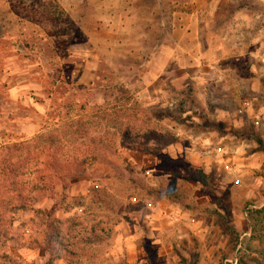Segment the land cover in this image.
<instances>
[{
    "label": "rangeland",
    "instance_id": "obj_1",
    "mask_svg": "<svg viewBox=\"0 0 264 264\" xmlns=\"http://www.w3.org/2000/svg\"><path fill=\"white\" fill-rule=\"evenodd\" d=\"M234 20L243 24L238 32ZM222 45L248 52L241 61L224 58L242 77L238 84L234 80L235 90H226L234 97L224 107L245 111V103H253L242 132L234 130L246 142L247 155L264 163V0H0V162L12 157L21 167L9 179L5 162L0 163V262L18 264L20 256L44 255L50 264L58 257L66 264H88L91 257L115 250L120 218L114 213L133 209L135 196L152 204L160 199L148 174L156 157L171 166L179 183L200 177L187 162L189 153L162 152L156 144L189 145L183 132L198 129L183 116L187 101L201 94L223 101L222 89L189 83L183 88L181 81L171 106L151 107L125 82L147 77L153 65L173 62L181 72L195 70ZM175 129L180 135H173ZM215 129L223 133L220 126ZM198 148L193 159L208 157ZM92 157L95 164L78 168ZM108 160L112 163L104 167L101 162ZM53 161L67 170L55 174L47 166ZM254 177L264 181V172ZM13 181L16 187L10 186ZM258 185L239 195L232 185L212 182L210 196L218 208L246 212L253 238L262 239L264 188ZM19 196L26 207L14 202ZM106 210L112 215L103 216ZM147 245L148 257H155ZM115 251L125 262L128 251ZM189 251L179 243L174 258L199 254V249ZM239 251L242 262L264 264L261 241ZM233 254L228 244L217 257Z\"/></svg>",
    "mask_w": 264,
    "mask_h": 264
},
{
    "label": "crops",
    "instance_id": "obj_2",
    "mask_svg": "<svg viewBox=\"0 0 264 264\" xmlns=\"http://www.w3.org/2000/svg\"><path fill=\"white\" fill-rule=\"evenodd\" d=\"M233 24L235 26L233 32H238L243 26L238 20H234ZM236 50L234 47L228 48L226 45H222L217 49L212 60L195 70L184 68L181 72L173 62L166 66L153 65L147 77L138 76L134 83L125 82V87L145 106H171V98L176 92L177 83L181 81L183 88H186L188 83L197 85L196 88L209 91L220 88L223 93L220 94L223 96V101L220 99L217 101L202 94L201 98H190L191 100L187 101V112L183 116L187 117L189 123L198 131L186 129L183 133L186 135L187 141H191V143L189 145L180 144L182 146L180 149L177 148V141L174 146L173 143L167 147L156 144V147L162 152L173 150L177 153L178 151L189 153L187 162L191 165L193 174L197 172L200 177H183L179 183L175 177L177 174L171 169V166L163 165L160 158L156 157V166L148 171V174L158 189L160 199L157 203L152 204L142 202L135 196L131 200V203L135 205L133 209L126 212L118 211L119 214L114 213L120 218L115 226L117 237L114 249L128 251L125 262H121L116 251L109 248V253L91 257L88 264H254L251 260L242 262L236 254L240 252V249H245L249 242L257 244L261 241L262 247H264V237L262 239L253 238L254 232L250 225V216L246 212L240 209L228 211L218 208L214 205L215 198L210 196L212 182L213 185H232L239 195L242 191L248 193L249 190H244L245 187L247 189L254 188L257 183L258 186L264 188V181H259L254 177L258 171L264 172V163L256 162L253 155H247L246 142L235 135V133L238 135L242 132L245 116L253 113V103L247 101L249 107L245 111L224 107L227 102L232 103L234 97L232 95L234 93H231L232 89L235 90L239 81H242L239 70L235 68L237 66L227 65L224 58L238 57L235 61H241L242 57L248 55V52L245 53L244 50L242 52ZM159 53L160 50L155 51L154 55ZM251 69L255 71L253 66ZM230 81H232L231 86ZM229 88L231 94L226 91ZM149 92L150 99L146 97ZM164 95H167L168 99H163ZM260 114L264 115V112H260ZM157 121L160 122L159 119ZM257 123L259 124L256 122L255 125ZM216 125L222 128L223 133L215 129ZM234 129L240 130L237 133ZM175 133L180 135L176 129L173 135H176ZM243 137L245 138V136ZM198 145L203 151L209 149L211 155L200 161L193 159L191 154L196 151L195 147L198 148ZM208 188L210 189L208 190ZM257 190L259 191V188ZM218 196L221 197V195ZM240 197L242 198V196ZM111 215L112 210L103 212L105 217ZM210 217L217 218L212 220L209 219ZM224 221L226 222L224 223ZM179 243L189 247V254L192 253L191 249L193 248L195 251L199 249V254L195 255L194 259L180 257L179 260H176L174 250ZM146 244H148L147 246L151 245L156 253L155 257H148ZM228 244L235 250L234 256L217 257ZM93 247L96 248V245ZM208 250L213 251L209 253ZM73 257L79 259L76 254H73ZM17 260L18 264H50L51 261L44 255L33 258L20 256ZM0 264L4 263L0 262ZM55 264H66L65 258L58 257Z\"/></svg>",
    "mask_w": 264,
    "mask_h": 264
},
{
    "label": "trees",
    "instance_id": "obj_3",
    "mask_svg": "<svg viewBox=\"0 0 264 264\" xmlns=\"http://www.w3.org/2000/svg\"><path fill=\"white\" fill-rule=\"evenodd\" d=\"M130 111H133V109H131ZM121 112V111H120ZM129 133H131V132H129ZM128 133V134H129ZM25 146H26V144H25ZM99 146H104L103 144H101V145H99ZM5 149H7V148H5ZM96 149H98V148H96ZM96 149H94V150H96ZM103 151L104 152H108L109 151V149L107 148V147H104L103 148ZM90 157V156H89ZM82 162H81V164L79 165V169H81V167L83 168V170H85V168L89 165V164H95V158H93L92 157V159H91V161H88V159L87 158H85V159H82L81 160ZM5 162V168H4V172L6 173V175L9 177V179H11V178H16L17 176H18V173L21 171V167L20 166H17L16 165V163H14L13 161H12V157H11V159H6L5 161H1L0 163H4ZM54 162H56V161H53V163H51L50 165H48L47 164V166L49 167V168H51L52 169V171H54V173L55 174H57V175H62L61 173H63L65 170H67L66 168L65 169H62L61 168V166L59 167V166H57V165H55L54 166ZM104 163H102L101 162V164L104 166V167H108L111 163H112V161L111 160H108V161H103ZM108 163V164H107ZM0 169L2 170L3 169V167L1 166L0 167ZM6 171H8V172H6ZM21 176H22V172H21ZM60 178V177H59ZM10 186H12V187H16L17 186V183L16 182H11L10 183ZM25 200L26 199H24V201H22V199L20 198V196H19V199H16L14 202L15 203H19V204H21L22 202V204H23V206H22V208H24V207H26V204L24 203L25 202ZM27 201V200H26ZM0 213H1V211H0Z\"/></svg>",
    "mask_w": 264,
    "mask_h": 264
},
{
    "label": "built area",
    "instance_id": "obj_4",
    "mask_svg": "<svg viewBox=\"0 0 264 264\" xmlns=\"http://www.w3.org/2000/svg\"><path fill=\"white\" fill-rule=\"evenodd\" d=\"M263 71H264V69H263ZM245 107H249V103L248 102L245 103ZM257 125H258V123H257ZM203 154L209 156V155H211V151L209 149L204 150Z\"/></svg>",
    "mask_w": 264,
    "mask_h": 264
}]
</instances>
